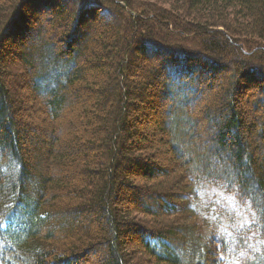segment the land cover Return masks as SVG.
Returning a JSON list of instances; mask_svg holds the SVG:
<instances>
[{
	"label": "trees",
	"instance_id": "obj_1",
	"mask_svg": "<svg viewBox=\"0 0 264 264\" xmlns=\"http://www.w3.org/2000/svg\"><path fill=\"white\" fill-rule=\"evenodd\" d=\"M48 1L0 0V264H85L98 248L95 264H264V119L249 121L238 95L245 75L243 90L264 93V0H53L46 21L62 36L47 25L13 75L22 10ZM98 21L92 45L75 42ZM218 68L229 81L204 105ZM23 81L49 117L41 132L19 117ZM82 94L85 131L63 145L48 121ZM162 94L177 98L155 124L169 135L167 167L138 128L142 103Z\"/></svg>",
	"mask_w": 264,
	"mask_h": 264
},
{
	"label": "rangeland",
	"instance_id": "obj_2",
	"mask_svg": "<svg viewBox=\"0 0 264 264\" xmlns=\"http://www.w3.org/2000/svg\"><path fill=\"white\" fill-rule=\"evenodd\" d=\"M48 1V0H47ZM147 2H151L153 3V1L155 0H144ZM48 7L47 5L45 6V3L42 2L38 8L36 9L37 12L36 13H32V9L30 8V4L27 3V5H25V7L22 10V15H25V18L27 20V28L28 30L26 31H22V32H18L17 31V44L14 46H11L9 44L10 47H12V51L9 52L11 53L9 56V59H7V63L6 65H11L14 66L15 69H13V75L17 74V76H19V72L21 71V65H25V57L27 56V52H29L30 47L34 46L37 44L38 42V34L39 33H43V31L46 30L47 25H49L51 23V34L54 37H58L60 38L62 36V34L60 33V29L54 27V25H57L58 27L61 26V23L59 22V19L57 20L56 18H52L50 21H46V19L48 17H50L52 15V10L54 8V6L56 5V3L53 0H49L48 2ZM53 6H52V4ZM158 5H162L164 7H168L167 4L164 3H158ZM24 6V5H23ZM39 10H41L39 12ZM55 10V9H54ZM52 21V22H51ZM59 22V23H58ZM65 23H67L68 21L65 20ZM63 23V20H62ZM54 24V25H52ZM101 24V22H94L91 23L88 27H86V30L88 33V35L83 38L81 35V31H77V33L74 36V40L75 42H87L88 45H92V41H93V35L92 32L94 29H97L99 27V25ZM91 30V31H90ZM39 37V36H38ZM87 38V39H86ZM78 44V43H77ZM28 45V47H26ZM26 52V53H25ZM137 64V63H136ZM135 64V65H136ZM19 69V70H18ZM166 69V68H165ZM26 72L27 69L25 68ZM221 69L218 68V70L216 71L217 74V79L218 82L215 85V87H211V88H205L204 91V105H208L209 103H211L215 98L219 99L221 98V94L223 95V90L224 86L227 85V80L229 81V77H226L225 82L222 83V77L226 75L225 72H223ZM86 72V71H85ZM28 76H30L31 74L27 73ZM205 75H202V77H204ZM19 78V77H18ZM206 78V77H205ZM249 76L245 75V77L243 78V82H245L246 86H251V81L249 80ZM248 82V83H247ZM242 87L239 88L238 90V95L240 97V106L242 109L245 110L246 112V116L248 118L249 121H253L256 120L257 118L259 119H264V102L261 104L262 101H264V93L261 91L259 92H255L254 90H243L247 87ZM17 88V94L18 95H22L24 102L21 104V106L19 107V117H21L22 119L31 122L30 124H33V126L38 128V132H41V127L44 126V122L48 117L47 113H45L46 109L43 108V106H41L40 103H38V105L33 102L32 99V95H33V89L31 87V83L28 81H23L22 83H20V85ZM220 90V91H219ZM243 90V92H242ZM158 91H161L158 90ZM140 92H142V90L140 89ZM178 92V91H177ZM183 91H181L182 93ZM151 94V92H150ZM75 96V95H74ZM216 96V97H215ZM177 97L179 98V93L177 94ZM263 98V99H262ZM215 99V100H216ZM102 99H100L99 101H101ZM151 100L153 101L152 106L150 108H148V104L146 101H144L142 103V110L143 111H149L147 118H144V116H139V124H138V128L141 130V132L147 134L150 133L155 139V141L152 143L151 142V146L149 149H153V152H151V150H145V154L149 155V159H153L156 162H159L158 164L161 165L162 167H167V166H171V162H170V154L172 153V147H167L165 142H163V140L167 137H169V135H167V132L161 129V127L158 125H155L156 122H161L163 124V122H167L168 120V110L172 107L176 106V102H177V98L175 97H169V96H162L159 97V95H156V97L154 98V96H152ZM200 98L196 97L195 102L198 103L197 107H202L204 106L203 103H200ZM91 102V98H89V96L87 94H82V95H78L75 96V103H79L78 105L76 104L74 107H70L69 110L64 113L61 116V119L58 120L57 122H49L48 121V126H50L51 124L53 126H57L61 135H62V143L63 145L67 144L70 140L69 137V132L71 133H77L78 136L79 134H83L85 131V126L84 122H76L77 117L79 116V110H81V106L83 104H85V102ZM258 102L257 105H255V102ZM88 102V103H90ZM202 104V105H200ZM175 105V106H174ZM84 106V105H83ZM172 106V107H170ZM37 107V108H35ZM148 108V109H147ZM214 109V107L211 105V107ZM21 110V111H20ZM201 110V109H200ZM206 113L208 114L209 112L206 111ZM213 113V112H211ZM44 114H46L47 116H44ZM47 117V118H45ZM76 117V118H75ZM141 120V121H140ZM211 120L209 118L208 121V129L202 131V135H204L205 137L208 136L209 132L211 131V129L209 128L211 125ZM51 123V124H50ZM159 124V123H158ZM69 125H71V127H69ZM167 125V124H166ZM40 134V133H39ZM78 138V137H77ZM168 139V138H167ZM84 142V139H81V142ZM28 147L31 151H33L34 147L32 146V144H30L29 142L27 143ZM153 153V156H151L150 154ZM148 158V157H147ZM156 164V163H155ZM136 168L134 167L132 170V181L134 184H140L142 185L143 182L142 178H140L138 175H141V171L139 170H135ZM139 173V174H138ZM138 174V175H137ZM129 195V194H128ZM126 194L122 195V197L125 199L123 201L124 204L129 203L131 205V203L135 204V198H133V196L131 197V195L128 196ZM130 236L132 238H138L139 235L135 234L133 235V233L130 234ZM90 247V246H89ZM130 247V246H129ZM88 246L85 247L84 249L87 250ZM92 248V246L90 247ZM103 252L102 248H98L95 250H90L87 251L85 254V264H95L97 262V257L99 256V254ZM103 254V253H102ZM139 254V253H138ZM136 255V254H135ZM140 255V254H139ZM145 259L146 257L143 256ZM146 260V259H145Z\"/></svg>",
	"mask_w": 264,
	"mask_h": 264
}]
</instances>
